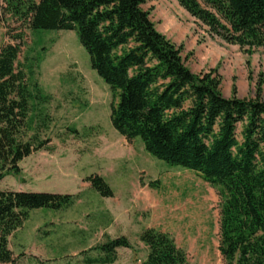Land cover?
Masks as SVG:
<instances>
[{"label": "trees", "instance_id": "trees-1", "mask_svg": "<svg viewBox=\"0 0 264 264\" xmlns=\"http://www.w3.org/2000/svg\"><path fill=\"white\" fill-rule=\"evenodd\" d=\"M2 1L4 12L32 32L75 34L91 70L110 91L109 120L119 136L138 139L152 158L217 188L222 263L264 264L263 82L252 99H238L235 86L230 98L223 97L215 70L191 73L181 49L156 30L143 9L146 0ZM175 1L209 37L247 54L264 48V0ZM11 39L14 44L0 49V182L10 172L18 174V164L32 154L52 151L50 141L32 127V113L46 98L16 65L22 34ZM85 182L101 197L113 196L101 177ZM76 200L75 195L0 190V264H16L9 239L30 212L60 211ZM139 241L147 248L140 264H189L166 233L146 229ZM120 248H130L126 238L108 240L95 248L98 257L85 262L113 264Z\"/></svg>", "mask_w": 264, "mask_h": 264}, {"label": "rangeland", "instance_id": "rangeland-1", "mask_svg": "<svg viewBox=\"0 0 264 264\" xmlns=\"http://www.w3.org/2000/svg\"><path fill=\"white\" fill-rule=\"evenodd\" d=\"M3 9L0 0V49L22 34L16 65L46 98L32 113L33 133L48 139L52 151L24 159L18 174L10 172L0 182V190L77 196L66 209L29 213L9 239L16 264H86L99 256L97 246L120 237L130 248L118 249L113 264H140L147 248L139 235L146 229L168 234L189 264H223L217 188L152 158L138 139L127 142L114 131L110 91L91 70L73 32H32ZM143 9L156 30L181 49L191 73L215 70L223 97L230 98L235 86L240 100L252 99L262 81L264 101V48L247 54L209 37L175 0H146ZM95 175L110 187L111 198L85 182Z\"/></svg>", "mask_w": 264, "mask_h": 264}]
</instances>
